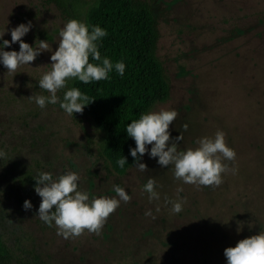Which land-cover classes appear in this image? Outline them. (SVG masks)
<instances>
[{
    "label": "rangeland",
    "instance_id": "obj_1",
    "mask_svg": "<svg viewBox=\"0 0 264 264\" xmlns=\"http://www.w3.org/2000/svg\"><path fill=\"white\" fill-rule=\"evenodd\" d=\"M95 1L68 0L82 22ZM143 1L158 23L157 55L170 84L168 101L152 110L177 112L169 131L170 140L183 135L178 150L222 130L236 153L222 162L236 172L222 174L218 186L185 184L146 152L140 161L146 171L114 174L85 108L68 115L59 103L41 109L28 99L48 95L37 81L68 20L40 0H0L3 39L11 42V30L31 22L22 40L49 45L12 74L0 65V230L12 249L30 252L38 264H226V248L264 231V0ZM12 50L19 51L18 42L5 49ZM64 91L57 92L61 99ZM66 170L76 171L78 188L92 195L115 196L119 185L130 200L120 202L98 233L64 239L36 216L41 198L34 178L38 171L55 178ZM148 178L155 179L159 199L149 201L143 191ZM166 197H182V211L171 212ZM25 200L31 209L23 208Z\"/></svg>",
    "mask_w": 264,
    "mask_h": 264
},
{
    "label": "clouds",
    "instance_id": "obj_2",
    "mask_svg": "<svg viewBox=\"0 0 264 264\" xmlns=\"http://www.w3.org/2000/svg\"><path fill=\"white\" fill-rule=\"evenodd\" d=\"M31 27V22H28L13 28L10 32L11 42L3 39L5 34L0 35V65L7 69L8 74L14 73L18 66H30L42 50L47 51L49 48L47 41L37 40L34 46H30L22 40ZM58 35L57 49L49 51L52 52L50 67L37 81L39 89L48 95L34 93L28 99L41 109L47 104L59 103L60 109L66 114L74 115L81 113L93 101L78 88L67 87L68 81L76 79L88 84L109 79L112 71L123 76L125 64L123 60L113 64L107 56L101 57L99 42L107 32L99 25L70 19ZM17 42L19 51H5ZM90 57L96 63L89 62ZM61 89H65L62 99L57 95ZM176 117L174 109L149 110L126 125L127 135L135 141V147L129 149V154L134 158L137 170H147L146 164L140 162L147 152L149 158H158L157 164L162 168L171 166L174 177L185 184L218 186L222 183V174L229 171L235 174V167L229 168L222 162L234 161L236 156L234 149L227 146L222 130H218L213 137L199 138L195 148L178 150V142L183 140V135L181 133L170 140L169 131ZM183 128L186 131L187 125ZM148 145H151L150 149ZM3 155L0 152V157ZM117 163L123 168L127 159L123 156ZM34 179V191L41 198L36 216L47 226H55L56 234L64 239L75 238L85 230L98 233L120 202L127 203L130 200V195L119 185H113L115 196L97 197L78 188L80 177L76 171L66 170L55 178L50 172L38 171ZM155 187L154 178H148L142 186L143 191L148 193L149 201L160 198ZM180 191L182 189H178ZM165 201L171 204V212L182 211V197L176 200L166 197ZM32 207L29 200L24 201L25 210ZM145 216H152V211L147 210ZM224 256L226 264H264V231L239 240L234 247L226 248Z\"/></svg>",
    "mask_w": 264,
    "mask_h": 264
},
{
    "label": "trees",
    "instance_id": "obj_3",
    "mask_svg": "<svg viewBox=\"0 0 264 264\" xmlns=\"http://www.w3.org/2000/svg\"><path fill=\"white\" fill-rule=\"evenodd\" d=\"M40 1L57 8L67 20L81 21L77 9L68 0ZM83 22L106 30L107 35L99 42L101 57L107 56L113 64L120 60L125 64L123 76L112 71L109 79L88 84L73 79L71 85L93 101L85 110L102 134V156L114 174L123 177L136 166L129 154L135 141L127 135L126 125L170 97V84L157 55L158 23L150 5L143 0H96L87 9ZM89 62L96 63L91 57ZM123 156L127 163L121 168L117 161ZM24 256L29 259L22 260ZM0 262L38 264L30 252L12 249L1 230Z\"/></svg>",
    "mask_w": 264,
    "mask_h": 264
}]
</instances>
